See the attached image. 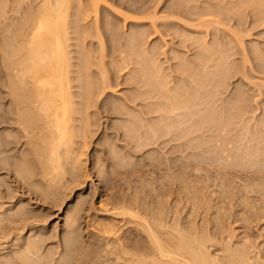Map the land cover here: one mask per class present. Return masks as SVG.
<instances>
[{"label":"rangeland","instance_id":"rangeland-1","mask_svg":"<svg viewBox=\"0 0 264 264\" xmlns=\"http://www.w3.org/2000/svg\"><path fill=\"white\" fill-rule=\"evenodd\" d=\"M5 1L8 2L6 3L7 7L12 3H19V0L16 2L15 0ZM42 1L34 0L32 4L37 6V4L39 5ZM87 1L88 0H73L72 2L74 3H72L73 7L71 12L72 10L76 11V9L80 8V6L82 7L83 5H87L86 7H88L89 2ZM174 1L175 0H138L136 3H134V1L128 0L125 1V3H118V0H100V2L97 4L99 9H96L98 19L96 28L97 31L95 30L96 26L93 27V24H95V16H93L94 12H92V10H87V12L90 11L91 13H88L89 15L86 17L84 16L85 18L82 15L84 19H79L78 17L79 21L77 19L76 20L77 24H79L78 28H80V35L78 34V36L77 33L69 31L72 29L69 28V30H67L69 33L66 35L68 39L65 40V42L68 43H66V51H68L69 55L68 60L72 64L69 67V69H71V72L69 73V76L71 77L69 80V90L78 92H80V90L82 91L78 84H82V79L85 78H82L83 75L78 78L79 73L77 70L82 68L81 65L83 64V59L85 60V58H89L90 63H87L89 66L91 64V66L89 68L90 70L87 71L92 75L90 80L95 83H93V86L96 85V83L99 86L98 81L101 80V73L104 74V72L107 74L104 75V78L107 79L105 80L109 84L105 86L103 93H95V96L99 95V100L100 98H104L107 100L108 104L113 103V106L116 104L118 106V110H122L123 112L120 111V114L111 112L110 114L103 113L96 115L94 113L91 114V111L96 109V107L91 106L88 109L89 113L86 114L80 110V104H77V101L81 100L80 96L74 94L70 99L76 102L71 104L73 106H70L72 107V109H70L71 118L68 119L70 124L69 131L74 132V134L72 133L71 135L72 141L70 143L71 145L66 149L67 152L64 151L63 148H60L61 151L59 153V159H63L62 162L59 160L60 167H57L56 169L53 168L54 165L51 167V164L55 162H50L44 157L42 159H45L46 166L45 169L41 171V165L44 166V162H35L36 159L34 158V162L33 160L29 159V164L27 161H24L21 158L28 150H32L33 145L37 144L36 146H41V139H37H39L38 135L41 136L40 133L42 132H39L37 127H34L35 129L33 130V126L36 123L34 125L25 127L29 128V132L26 131L28 132V137L20 138L22 141L17 142V144H8L7 147H9V149L0 152V154H8L6 155L8 158L5 159V162L10 160L9 162L11 163L18 165H21V163L24 164L22 167L24 168V174L30 178L28 180L26 178V182L29 184L31 183L27 186H31L32 189H35V191L41 190L40 192H47L46 194L48 198L46 201L38 200L39 198H36L33 193H28V191H25L24 194L22 193L29 200L31 206H35L36 208L40 209L45 207V209L43 208V212L45 210L46 214L43 217H36V219H34L35 228L31 229L33 232H35L41 226L40 230H43L42 232H48L49 234L51 233L52 238L49 240H58L60 237L61 240L66 238V242L71 237L69 234H72L68 232V227H66L68 222L67 219H69V216L74 214V212L79 208V224L77 229H79L78 232L80 233V236L77 235V238L73 236L71 239H77V244H80L79 247L81 250L79 249L78 245L75 244V246L78 247L77 252L79 251L86 255L89 254L88 264L132 263L130 261L129 263L124 259L119 260L120 258L117 259L118 261H116L113 257L115 254L109 253L108 249L110 247L107 248L106 245L110 244L109 246H115L116 244L113 239L116 238L115 236L122 235L125 228L129 226L132 228H140V225L135 223H140L141 220L138 218V216L137 218L136 216H132L134 213H132L133 209H139L140 215H143L146 211V217L148 219L150 217V221L152 219V222L156 218L157 220L162 218L164 221L161 222L162 225L160 223L158 224V221L153 222L154 226H158V232H160L161 237L167 234H165V232H168V235L170 236L171 234L175 235V233L179 231L183 233L188 232V234L191 233V235H193V233H197L198 236L203 235V239H205L203 240L205 244L202 243L203 248L205 247L211 257H216V264L223 263L224 259L221 260L223 258L221 255L225 253L223 248L226 249L228 245L233 249L235 248L237 251H240L241 248V251L245 252V250H248L249 253L252 252V259H254H250L251 261H256H254L253 264H264V179L259 182V180L250 178H248L250 180H240V178H236V187L233 188V190L235 193L239 194L238 198L237 196L236 198H227L224 196L225 193L219 187L216 188L215 186L212 187L211 185V187L208 186L205 189H200L201 183L198 184L196 180H193V178L191 179L190 177L188 180H186L187 178L182 180L177 177L178 180L185 186H178V184L175 186L172 184V186L174 185L173 187L175 191L173 190L170 195H167V197L166 195H164V197L158 196L159 198L150 200V198L145 195L148 190L147 188L155 185L156 181L153 180H157V178L161 176L160 174L155 173V171H152L150 165L148 166V161L152 157L151 155H153V151L152 149H147L145 147L142 150H139V152L136 151L128 153L126 151V143L124 137H122L123 129L129 127V125L131 127V124L134 122L131 120H137L138 110L142 105L139 104L138 99L133 102L126 100V103L123 99H125L124 97L126 95L136 92L137 88L134 84L137 80L136 78H139L145 74L154 75L153 71L155 72L157 69L158 75L160 73V75H167V80H170L167 82V86H173L172 84L176 85V81L178 84L180 80L177 75H181V73L177 69L180 67V64H184L191 71L193 70V72H196V69L197 72H199V65L195 64L192 60L197 54V49L199 48L198 46L200 43H205L206 46L209 45L208 47H214L213 49L215 51L218 49L215 56L219 57L220 53V59L224 61L222 62L223 66L221 68V73L217 72V75H223L221 80L222 86L219 87L221 91L217 96L221 100H224V102L231 97L235 98L238 95L241 97L244 96L248 99L250 98L252 104L256 101V109L255 107L252 108V113L248 114L252 115L249 119L250 124L261 122L264 118V0H190L191 2L188 0V3H190V7L192 9L190 10L192 12L189 11V13L185 14L182 11H174V4H177V1ZM74 6H76V8ZM112 6L113 8H110ZM9 8L10 6L7 8L9 10H7V14L9 13L10 16L14 14L15 11L16 16H19L21 13L25 14L23 11L19 13L16 9H14L15 11L11 12ZM67 17V19H72L73 15H69ZM14 18L10 19L12 24L13 22H16V18ZM180 18H182V20H180ZM106 22H108V30H105L103 27ZM175 22H178L179 24H176ZM9 27H11V25H9ZM7 32L0 31V35L3 37V39L5 38L6 43L9 42L10 46H8L7 43L6 47L9 49L13 48L12 46L17 45V41L16 44L14 43L16 32ZM132 46L133 49H129ZM256 56L261 62L257 60ZM5 59L6 58L4 56L3 59L2 55L0 56V76L4 77L5 75H13L15 72L18 73V71H16L18 68L12 67L15 64H12L10 68L8 67L9 62L7 63L8 60ZM4 60L6 62H4ZM5 67L9 71L5 70ZM213 69L215 68L212 67L211 70ZM193 72L190 73L194 74ZM15 75L17 74L15 73ZM195 78L201 79V75H196ZM132 81L135 82L132 83ZM3 83L4 82H0V112L5 111L10 105L11 97L9 96V93L13 91L9 89L11 85L9 86L7 83ZM24 88L26 89V87ZM94 88L96 87L94 86ZM146 88V85H142L138 89ZM25 89L22 93L26 92L25 94H27L28 92ZM94 91L96 92V89H94ZM221 100L218 101V103L223 102ZM224 102L222 103L223 108L221 110L219 109L221 111L219 113H222L223 117H227L228 110L226 109L228 107ZM110 106H112V104ZM257 106H259L258 109ZM4 107L5 109H3ZM253 109L255 110L253 111ZM209 112L210 111L207 110V113ZM128 116L130 117L129 119ZM87 120L88 123L86 124ZM247 121L248 117L246 118V122ZM138 122L139 121L137 120V123ZM237 123L241 124L239 120H237ZM237 123H233V126L236 127V125H239ZM13 124V122L11 124L7 122L0 124V133L2 132V135L6 132L15 134L16 127L12 128V126H17V123L14 125ZM37 124H39V122ZM20 126L18 124L17 127ZM233 130V133L237 132L234 133L236 138L234 139L235 142L238 138H242V136H244L242 131H240L239 136V130L237 131L235 128ZM207 132H205V136H210V138L208 137L210 141L213 139V141L216 140V144H222V146L223 144H227L231 146L234 142V140L232 142V137L234 135L231 131H229L227 134L222 131L219 134L222 136L223 133V136L225 137L228 135V138H226L228 141L225 139V137H220L219 135H216V138H213V135H208L209 133L207 134ZM1 134L0 138H3ZM215 134L216 133H214V135ZM229 135L233 136H230V138ZM211 136L213 139H211ZM29 137L31 139H29ZM244 139L245 138L243 137V142L246 140ZM84 140L86 141L85 143ZM242 140L239 139L238 141L241 142L237 141L236 143L241 144L243 143ZM225 141H227L229 144L224 143ZM40 146L37 148H40ZM240 146L239 148H236V150L240 151L242 149ZM23 151L25 152L24 154H22ZM10 155L11 157H9ZM21 159L23 162L20 161ZM6 169L7 168L0 169V179L5 180L3 185L7 184L2 187L15 186L16 182H14L13 179H19L20 175L17 176V173H14L15 171H12L11 173V171L8 172V169ZM25 170L27 171L25 172ZM51 179L53 180L51 181ZM249 187H253V189L258 188L256 189L258 191L253 190L257 193L252 191L246 192ZM217 193L218 195L223 196L219 197V199L213 198L211 200L210 195L212 197H216ZM144 195L147 198L145 197L144 199ZM13 199L10 203V200L7 203L10 205L13 204L15 202ZM157 200H159V202ZM57 201L59 202L58 204ZM132 201L134 202L133 204L131 203ZM135 201L136 205L138 204V208L135 206ZM121 205H125L124 208H130L129 206H131V210L129 209L130 213L127 211V209H121ZM12 206H14V204ZM15 206H17V204H15ZM104 208H107L108 210L106 211ZM151 211H153V213L156 212V214H153ZM171 212H173V215ZM154 223H156V225ZM193 229L195 230L193 231ZM31 230L30 232L28 231L27 234H33ZM169 230L172 232L170 233ZM103 231H105L104 234ZM168 235H166V237ZM78 238L81 239L78 240ZM8 239H4V241H1L0 243V248H3V251L8 250V246L12 243V240L9 242L10 240ZM74 240L71 241V243L75 242ZM51 242L52 241L48 242L51 244L47 245L49 248L53 246V243ZM62 244L63 250L66 252L65 254L68 253L70 257L76 252L75 247H73V249L75 248V251L71 249L69 250L71 245L68 243L67 244L69 246L65 243L67 245V249H65L64 240L62 241ZM221 245H223V247ZM103 246H105L106 249L103 248ZM9 247L14 246L11 244ZM104 249L108 252H105L108 256L106 255V258L102 257L101 259V256H103L102 253L105 251ZM96 250H100V253H97V251V254H95ZM248 251L245 253H248ZM111 257L115 261L110 259Z\"/></svg>","mask_w":264,"mask_h":264},{"label":"bare ground","instance_id":"bare-ground-1","mask_svg":"<svg viewBox=\"0 0 264 264\" xmlns=\"http://www.w3.org/2000/svg\"><path fill=\"white\" fill-rule=\"evenodd\" d=\"M16 1L18 0H15V2ZM33 1L34 0H19L18 4L12 3L11 5H8V7L10 6L9 9L11 12L15 11L14 9H16L18 10L19 13H21L22 11L25 13V14L21 13L19 16L18 15L16 16L15 14L16 11L14 12V14L11 13L14 17L16 16L15 17L16 22H13L12 24L10 19L14 17L12 15L10 16L9 13L7 14L9 10L7 9L8 7L6 3L8 2L5 0H0V24L2 23L0 25V31L3 32L8 31L7 33L15 31L16 35L14 37L15 40L14 43L16 44L17 41V45H14L12 46L13 48L8 49L6 47H7V43L8 46H10L9 42L6 43L5 38L3 39V37L0 35V53L2 55V59L4 56L8 60L7 63L8 62L10 63V64L8 63L9 65L8 67L11 68V65L15 64L17 67L15 65L12 67L18 68L16 69V71H18L19 73L18 74L17 72H15L17 75H15L14 73L13 75L12 74L5 75L4 77L0 76V82H4L3 84L7 83V85L9 86L11 85L9 89H11V91L12 90L14 91V92L9 91L10 92L9 96L11 97L10 99L11 101L8 108L5 111L0 112V124H2L3 122L4 123L7 122L10 124L12 122L14 124L17 123V126L18 124L19 126L22 124L20 127L12 126V128L16 127L15 134L6 132L5 134L3 133L2 135L1 134L2 132L0 133L3 137L0 138V152L4 150H8L9 149V147H7L8 144L10 143L17 144V142L22 141L20 138L28 137L29 135L27 133L29 132L28 131L29 128H25V127L34 125L36 123L33 126V130L37 127L39 129V132H42L40 133L41 136L38 135L39 139H37V140L41 139L40 141L41 146L40 145L36 146L37 144L33 145L32 150L27 149L28 151L26 153L23 151L22 154L25 153L23 156L20 154L22 156L21 158L27 162L29 161V159L33 160L35 158L36 159L35 162H40V163L44 162L43 164H45V159L44 160L42 159L45 157L47 158L46 160L50 162H55L57 164V165L55 163L51 164V167L52 165H54L53 168L56 169L57 167H60L59 163L62 162L63 160L61 158L59 159V153L61 151L60 148H63V150L67 152L66 149L71 145L70 143L72 141L71 135L72 133L74 134V132L69 131L70 124L68 120L71 118L70 109H72V107L70 106H73L71 104L76 102L70 99L74 94L80 96L81 100L77 101V104H80L79 105L80 110H82L86 114L89 113L88 109L91 106L96 107L95 110L91 111V114L94 113L96 115L103 113L110 114L111 112L120 114L121 113L120 111L122 110H118L117 108L118 106L116 104L115 106H113L114 105L113 103L108 104L107 100L104 98L102 99L100 98L99 100L98 97L99 95L98 96L96 95L98 99L95 96V93L97 94L103 93L105 86L109 84L106 81L107 79L104 78L105 77L104 75L107 74H105V72L103 71L104 74L101 73L103 79L100 76L101 80L98 81L99 86L96 83L98 87L94 85L96 87L94 88L93 86L94 82L90 80L92 75L88 73V71L90 70L89 68L91 66V64L90 66L88 64L90 63L89 58H88L89 60L87 58H85V60L83 59L84 65L82 64L83 65V66L81 65L82 68L81 69L79 68L80 70H77L79 73L78 78H80L82 75H83L82 78H85L82 79L83 80L82 84H78L81 87L80 89H82V91L80 89H79L80 92L74 90L73 92L69 90L70 87L69 80L71 78L69 76V73L71 72V69H69V67L72 64L68 60L69 55H68V51H66L67 42H65V40L68 39L66 35L67 33H69L67 30H69V28H72L69 31H72L73 33L75 32L77 33V35L78 34L80 35L79 32L80 28H78L79 24H77L78 17L80 19L83 18L84 16L85 17L88 16L89 15L88 13H91L90 12L91 10L92 12H94L93 16H95L94 18L96 25L93 24V27L96 26L95 27L96 30L97 20H98L96 9L98 8L97 4L100 2V0H88L87 1L89 2L88 7H86L87 5L86 6L83 5L82 7L79 5L80 8L76 9V11L72 10V12L71 9L73 7L72 3H74L72 2L73 0H43V1L41 0L42 2L39 5L37 4V6L32 4ZM125 1L128 0H118V3H125ZM132 1L136 3L138 0H132ZM175 1H177V4L176 3L174 4L175 5L174 11L176 10H177L176 12L182 11L185 14V13H189V11L192 10L190 7V3H188V0H175ZM189 2L191 1L189 0ZM74 7L76 8V6ZM110 8H113V6ZM87 10L90 11L87 12ZM69 15L70 16L73 15V18L70 17L72 19H67L68 18L67 16ZM180 20H182V18H180ZM175 23L179 24L178 22ZM107 24L108 22H106V24H104L103 26L105 30H108ZM9 25H11L12 28L9 27ZM200 45L198 46L199 48L197 49L198 51L195 58L192 60L195 64L199 65L198 67L199 72H197V69L196 72L195 71L193 72V70L191 71L184 64L183 65L180 64V67L177 69L181 73V75H177L180 82L177 84L176 81V85L172 84L173 86L166 85L168 84L167 82L170 80H167L166 77L167 75L166 76L160 75L161 73L158 75L157 69L155 72L153 71L154 75H147V74L142 76L139 75L140 77L136 78L137 80L135 79L136 82L132 81V83L135 82L134 84L135 87L137 88L136 92H134L133 94L130 93L129 95H126L124 97L125 99H123L124 102L126 100L133 102L138 99L139 104L142 105L141 108H139L138 110L137 120L139 122L137 123L136 119L131 120L132 122L134 121L131 124V127L129 125V127L123 129L122 137H124L126 143L125 144L126 151L128 153H132L136 151L139 152V150H142L144 147L147 149L148 148L152 149L153 155H151L152 157L150 158V160L148 159L149 160L148 166L150 165L152 171H155V173L161 175L160 177L157 178V180L156 179L153 180L156 181L155 185L153 184H152L153 186L150 185L151 187L147 188L148 190L146 194L144 192V194L147 197H149L150 200L159 198L158 196L164 197V195H166L167 197V195H170L173 192V190L175 191L173 187L174 185L175 186L177 184L178 186L184 185L182 184V182L178 180L177 177H179L182 180L186 178H187L186 180H188V178L190 177L191 179L193 178V180H196L198 184L201 183L200 189L201 188L205 189L208 186L211 187V185L212 187L213 186H215L216 188L219 187L225 193L224 196L227 198L228 197L236 198V196L238 198L239 194L235 193V191L233 190V188L236 187L235 184L236 178L237 179L240 178V180H247L248 178H250V179L259 180V182L262 181V179H264V118L262 117L263 119L261 122L250 124L249 119L251 118L250 116L252 115H248L252 113L251 112L252 108L255 107L256 109V103H255L256 101L254 102L252 100L254 102L252 104L250 98L248 99L245 98L244 96L241 97L239 95L238 96L235 95L236 96L235 98L231 97L225 102L224 100H221L217 95L221 91L219 87L222 86L221 80L223 75H217L218 74L217 72L221 73V68L223 66L222 62L224 61L220 59V55H221L220 53H219V57L215 56L218 49H216L217 51H215L213 49L214 47H208L209 45L206 46L205 43L204 44L200 43ZM133 46L129 49H133ZM216 58L217 59L219 58L218 61ZM5 60L4 62H6ZM257 60L259 59L257 58ZM212 67L215 69L211 70ZM5 70L9 71L8 69H6V67ZM190 72H193L194 74ZM192 75H194L195 77L196 75L199 76L201 75V79L195 78ZM142 85L144 86L146 85L147 88L138 89ZM24 87H26V89ZM24 89L27 90L28 92L27 94H25L26 92L22 93L24 92L23 91ZM94 89H96V92L94 91ZM240 91L243 92L242 90ZM218 99H220L225 104H227L228 107L226 109L228 110L227 117L226 116L223 117L222 113H219L221 112L220 110L223 108L222 107L223 102L218 103V101H220ZM111 104L112 106H110ZM258 107L259 106H257V109ZM3 109H5V107ZM255 109H253V111ZM207 110L210 112L207 113ZM247 117H248V121L246 122ZM129 118L130 117L128 116V119ZM88 120L86 121V124L88 123ZM237 120H239L241 124L237 123ZM37 121L39 122V124H37L38 123ZM233 123H237L239 125H236L235 127L233 126ZM234 128L235 130L237 129V131L239 130L238 135L240 131H242L244 134L242 138L237 137L238 138L237 141L239 139L242 140L244 137L246 139V140L244 139L245 142H243V140H242L243 143L241 144L236 143L237 141L235 142L234 139L236 138L234 133L237 132L234 133L232 132ZM222 131H224L226 134L229 131H231L234 136L232 135L233 136L232 137L231 135H229V137L231 136L233 138L232 142L234 140L235 143L233 142L231 146L227 144H223V146L222 144H216L215 142L216 140L213 141L214 140L213 138L214 137L216 138V135L218 136ZM205 132H207V134L209 133L208 135H213V138L211 136V139L213 140L210 141V139H208V137L210 138V136L206 137ZM214 133L216 134L214 135ZM219 136L222 137L223 133L222 136L221 135ZM30 137L29 139H31ZM226 138H228V135L227 137H225V139ZM226 140L228 141V139ZM227 141H225L224 143H228ZM85 142L86 141L84 140V143ZM39 146L40 148H37ZM239 146L240 148H242L240 151L236 150V148H239ZM6 155L0 154V169L7 168L8 170L7 169L6 170L8 172L11 171V173L12 171H15L14 173H17V176L20 175V177L19 179L17 178L13 179V181L16 182V184L15 186H11V187L10 186L2 187L7 184L3 185V182L5 180L0 179V243L1 241H4V239L9 238L8 239L10 240L9 242H11L12 240L11 244L14 246V247H9L11 245L10 244L8 246V250L6 251H3V248H0V264H88L89 254L86 255L84 253L82 254V252L79 251L77 252V248L79 247L80 244L79 245L77 244L76 242L77 239L76 240L71 239V237L73 236H75L76 238L77 235L80 236V233L78 232L79 229H77L78 228L77 226L79 224L78 223L79 208L71 216L68 215L70 218L67 219L68 222L66 227H68L67 228L68 232L72 233L69 234L71 236L70 237L71 240L69 239L65 242L66 238L61 240L60 237L58 240H49L52 238L51 233L49 234L48 232H42L43 230H40L41 226L40 227L38 226L39 229L33 232L31 229L35 228L34 219H36V217L37 218L43 217L46 214L45 210L43 212V208L45 209V207L42 206L43 208L40 209L34 206L35 207L34 208L33 206H31V203L23 194L25 191H28V193H33L36 198H39L38 200L46 201L48 198L46 194L47 192L45 193L44 190H42L44 191V193L40 192L41 190L40 191L38 190L39 191L38 192L35 191V189H32L31 186H27L29 183H27L26 181L30 178H28L29 176L27 177L24 174L23 171L24 168H22L24 164L21 163V165L20 164L18 165L9 162L10 160L8 162H5L6 161L5 159L8 158ZM9 157H11V155ZM22 159L20 161H22ZM45 166L46 164L44 166L41 165L42 167L41 171L45 169ZM26 171L27 170H25V172ZM52 180L53 179H51V181ZM172 184L174 185L172 186ZM256 189L258 188L253 189V187L251 188L249 187V189L245 191L246 192L258 191ZM145 195H144V199L146 197ZM221 196L223 195H218L217 193L216 197L215 196L212 197L210 195V198L211 200L213 198L219 199V197ZM12 199L15 201V202L13 201L14 206H12L13 204L10 205L7 203L9 200L10 203ZM157 201L159 202V200ZM58 203L59 202L57 201V204ZM131 203L133 204L134 202L132 201ZM15 204H17V206H15ZM122 205L120 206V208L122 207L121 209L125 207V205L124 206ZM135 206L138 208V204L136 205V201H135ZM129 207L131 208V206ZM130 208H124V210L127 209V211H129ZM104 209H106V211L108 210L107 208ZM145 212L143 216L142 214L140 215L139 209L132 210V213L134 214V215L132 214V216L134 217L136 216V218L138 216V218L141 220V221L139 220L140 223L138 222L135 223V224H139L140 228H136V227L132 228L130 226L125 228L123 230L124 233L122 235L115 236L116 238L113 239L116 244L115 246L111 245L113 247L109 246L110 244L106 245L105 243H103L106 245L107 248L110 247L108 249L109 253H113L116 255V256L113 255L116 261H118L117 259L120 258L119 260L124 259L125 261L126 260L128 262L130 261L132 262L131 264H216L217 263L216 257L215 258L211 257L210 254L205 249V247L203 248L202 243L205 244V242H203V240H205L203 239L204 237L203 235L198 236L197 233H195L196 235L194 233L193 235H191V233L190 234H188V232L183 233L177 230L179 232L176 233L174 232L175 235L171 234L169 236L168 232H165V234L167 233L166 235L168 236L166 237V235L164 236L162 234L163 236L161 237L160 232H158V226H154L153 222L158 221V224L160 223L162 225L161 222L163 221V219L160 218L157 220V218L155 219L154 217H152L155 219V220L153 219L154 221L152 222V219L150 221V217L149 219L146 217L147 214L145 215ZM151 212L153 213V211ZM154 213L156 214V212ZM172 213L173 212H171V214ZM154 216H158V215H154ZM154 224L156 225V223ZM30 230L33 232V234L32 233L27 234V232L28 231L30 232ZM194 230L195 229H193V231ZM171 232L172 231H170V233ZM104 233L105 231H103V234ZM79 239L81 238H78V240ZM63 240H64V244L68 243L72 246V247L70 246L71 248L69 247V250L70 249L73 251L76 250V252L73 253L71 257L68 255V253L65 254L66 252H64L63 250V244H62ZM73 240L76 243L75 242L71 243V241ZM49 241H52L51 243H53L52 244L53 246L50 248L49 246H47L48 244H50L48 243ZM75 244L78 245V247L75 246ZM65 245L64 247L65 249H67L66 248L67 245L66 246ZM221 246L223 247V245ZM228 246L226 247L225 245L226 249L223 248L224 249L223 251H225V253L221 255L223 257V258L221 257L222 258L221 260L224 259L222 264H253V262L255 261V260L251 261L252 252L249 253V251L247 250L248 253L250 254L249 255L248 253H245L247 252L246 250L244 252L241 251L242 249L240 248L241 251L240 252L237 251L235 248L233 249L231 246H229L231 247L229 248ZM73 247H75L76 249L74 248L75 249L74 250ZM103 248H105V246H103ZM97 251L98 250L95 251V254L100 253V250L98 252ZM105 252L107 251L105 250L104 253H102L103 256H101V259L102 257L106 258L107 254ZM110 259L113 258L111 257Z\"/></svg>","mask_w":264,"mask_h":264}]
</instances>
